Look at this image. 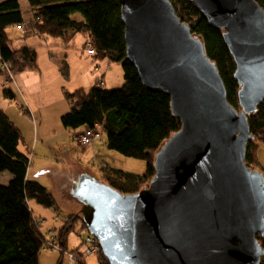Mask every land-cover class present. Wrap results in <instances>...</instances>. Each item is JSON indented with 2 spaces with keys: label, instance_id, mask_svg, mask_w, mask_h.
I'll list each match as a JSON object with an SVG mask.
<instances>
[{
  "label": "water",
  "instance_id": "water-1",
  "mask_svg": "<svg viewBox=\"0 0 264 264\" xmlns=\"http://www.w3.org/2000/svg\"><path fill=\"white\" fill-rule=\"evenodd\" d=\"M191 1L223 30L241 109L170 0H120L127 58L146 88L171 97L182 126L157 152L142 190L79 178L81 221L110 264H261L264 256V172L246 161L249 117L264 101V8Z\"/></svg>",
  "mask_w": 264,
  "mask_h": 264
},
{
  "label": "trees",
  "instance_id": "trees-1",
  "mask_svg": "<svg viewBox=\"0 0 264 264\" xmlns=\"http://www.w3.org/2000/svg\"><path fill=\"white\" fill-rule=\"evenodd\" d=\"M31 6L30 24L38 34L60 38L71 43L78 34L88 38V49L97 59L108 58L118 62L124 70V83L111 89L101 81L89 89L66 91L70 109L62 116L63 126L69 130L88 127L102 131L107 147L122 155L142 159L146 172L138 174L122 170L104 162L100 165V180L122 193H135L147 187L155 176V158L165 142L181 129L182 123L171 107V97L163 90H150L144 86L136 68L127 58L125 24L121 16L120 0H28ZM184 23L192 28L195 37L202 40L207 55L217 66L225 86L228 100L241 109L239 85L235 79L236 62L231 54L223 30L211 26L201 10L191 0H170ZM264 8V0H256ZM27 20L19 0L0 1V75L6 76L37 68V51L24 45L12 46L8 28L23 26ZM90 54V53H89ZM63 75L70 76L69 66H62ZM6 81V83H7ZM5 98L13 99L15 91L6 86ZM254 140L248 144L246 161L261 169L259 151L264 145V101L256 113L249 117ZM25 140L22 130L0 106V173L8 171L11 178L0 184V264H40L42 248L49 247L42 221L32 208V201L60 212L55 195L42 183L28 177L30 157L20 148ZM81 231L86 225L81 212L67 215L59 228L61 255L68 250V234ZM264 247V236H258ZM82 245L85 247V240ZM75 264H88L79 249ZM99 264H110L101 248L96 253ZM60 258L58 264H61ZM261 264H264V256Z\"/></svg>",
  "mask_w": 264,
  "mask_h": 264
},
{
  "label": "crops",
  "instance_id": "crops-1",
  "mask_svg": "<svg viewBox=\"0 0 264 264\" xmlns=\"http://www.w3.org/2000/svg\"><path fill=\"white\" fill-rule=\"evenodd\" d=\"M30 19L31 17L26 19L27 22L23 26L8 28V34L12 39V46L15 43L18 45L13 46L14 48L18 49L27 45L36 49L37 68L15 73L8 81L5 75H0L3 90L8 86L16 93L13 99L5 98L2 93L0 106L22 130L23 135V128L32 129V145L35 151L44 152L43 158L51 160L49 157L51 153L54 161H57L60 154L64 157L74 154L76 155L75 163L79 166L74 171V177L95 176L85 169L82 163L86 159L85 156L90 153L89 151H94L98 143L96 139H93L89 145L79 142L76 133L86 127L69 130L63 126L62 116L70 109L65 92L79 88L89 89L99 81L106 88L122 86L124 83L123 67L120 63L112 62L108 58L97 59L93 54H89L87 47L89 40L85 35L78 34L71 43H65L60 38L38 34L31 26ZM65 64L69 66L70 76L68 78L62 73V66ZM0 65H2L1 61ZM29 151L30 149L24 152L28 154ZM53 176L57 180L70 177L55 170ZM10 178L9 175L7 181ZM72 183L73 181L67 184L65 180L56 182L61 185V188L67 189L68 196L73 194L69 189ZM72 199L71 196V204ZM75 205L70 207L76 209ZM40 220L43 223V218L40 217ZM53 231L55 230L51 229L47 236L49 237Z\"/></svg>",
  "mask_w": 264,
  "mask_h": 264
},
{
  "label": "rangeland",
  "instance_id": "rangeland-1",
  "mask_svg": "<svg viewBox=\"0 0 264 264\" xmlns=\"http://www.w3.org/2000/svg\"><path fill=\"white\" fill-rule=\"evenodd\" d=\"M2 1V0H0ZM21 4V9L23 11L24 16L26 19L31 17V6L29 4L28 0H19ZM12 31V30H11ZM18 42V41H17ZM13 46H18L16 43ZM15 83V82H14ZM17 86V84H14ZM119 86H114L111 89H117L120 88ZM3 91L2 84L0 82V100L1 95ZM30 119V118H29ZM24 135L26 141L21 142L20 148L23 151H26L30 149L28 155L30 157V167H29V173L28 177L31 180L38 181L42 183L44 186H46L58 199V203L60 205L61 211L58 213L54 210H51L49 208H46L39 203L32 201V208L35 212V215L38 217L43 218L42 223V230L43 232L49 234L51 229L59 228L64 223L67 215L79 211L81 207V202L79 201L78 196H74L73 194L68 196L67 189L65 190L63 187L61 188V185L56 184L58 180L60 181H66V183H71L72 181L75 182L78 178L74 177V171L77 170L79 166H77L76 161V155L72 154L70 157H64L62 154H60L57 158H59L57 161H54V157L49 154V157L51 160L43 158L44 152L35 151L34 145H32L33 142H31V128L24 129ZM98 145L95 147L94 151H89L85 156V160L83 161V167L90 172H92L97 178H101V172H100V165L101 163L107 162L111 166H114L116 168L135 172L138 174H144L146 172L147 163L145 160L137 159L128 157L125 155H122L121 153L109 149L107 145L105 144V139L102 138H96ZM31 144V145H30ZM40 145V144H39ZM40 149V146L37 148ZM56 157V156H55ZM259 161L261 164V170L264 172V145H261L260 151H259ZM60 172L64 174L65 176L69 175L70 177L59 178L58 180L55 179L53 176V171ZM11 175L8 171L0 173V184H7L9 181L8 177ZM70 186V185H69ZM73 190V189H72ZM71 190V191H72ZM76 187L73 191L75 194ZM71 196L72 204H76L75 208L73 209L74 205L71 204ZM72 206V207H70ZM81 228V225L76 226L75 231H71L68 234V250L69 252L79 249V252H82L86 256V260L88 264H99L97 254H86L85 250L86 247L82 245L83 240L89 235V231L87 228L83 229L81 233H78L77 231ZM47 248H42L39 255L40 264H58L60 258H62L61 264H70L68 252H66L63 256L61 255V250H56L51 245ZM53 249H52V248Z\"/></svg>",
  "mask_w": 264,
  "mask_h": 264
},
{
  "label": "built area",
  "instance_id": "built-area-1",
  "mask_svg": "<svg viewBox=\"0 0 264 264\" xmlns=\"http://www.w3.org/2000/svg\"><path fill=\"white\" fill-rule=\"evenodd\" d=\"M88 53L94 54V50L92 48H90V49H88ZM76 136H77V139L79 140V142L81 144L89 145L93 139L102 138V137H104V134L102 131L96 132V131H93L90 128L86 127L84 129L78 130L76 133ZM47 239L49 241V245H51L56 250H59V251L61 250V245L59 242V236H58L57 232L53 231L49 237L47 236ZM85 247H86V250H85L86 254H94V253H97L98 250L100 249V244H99V241L96 239L95 236H93L92 234H89L85 238ZM67 254L69 257L70 264H75L77 262V259H78L77 255L74 254L73 252H68ZM83 255H85V254L83 253Z\"/></svg>",
  "mask_w": 264,
  "mask_h": 264
},
{
  "label": "flooded vegetation",
  "instance_id": "flooded-vegetation-1",
  "mask_svg": "<svg viewBox=\"0 0 264 264\" xmlns=\"http://www.w3.org/2000/svg\"><path fill=\"white\" fill-rule=\"evenodd\" d=\"M82 177V176H81ZM80 178V177H79ZM79 178L75 181V182H73L72 183V185L70 186V188L69 189H73L72 190V192L74 191V189H75V187L77 186V183H78V180H79ZM79 184V183H78ZM73 195H74V193H73ZM75 196V195H74ZM81 208V207H80Z\"/></svg>",
  "mask_w": 264,
  "mask_h": 264
}]
</instances>
